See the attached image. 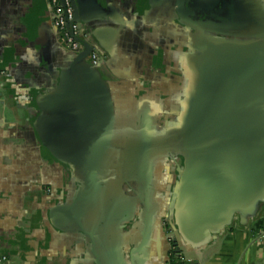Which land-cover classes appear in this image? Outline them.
Masks as SVG:
<instances>
[{
	"label": "crops",
	"instance_id": "crops-1",
	"mask_svg": "<svg viewBox=\"0 0 264 264\" xmlns=\"http://www.w3.org/2000/svg\"><path fill=\"white\" fill-rule=\"evenodd\" d=\"M72 1L102 56L97 74L104 84V103L90 89V104H85L79 87L84 80L72 70L80 64L58 48L43 0H0V259H9L0 264H169L163 220L169 223L174 247L190 264H264V198L248 199L221 220L204 202L197 206L192 195L183 209L185 221L181 219L172 198L183 171L182 154L180 164L169 159L155 178L148 167L147 185L139 170L132 169L131 176L104 174L98 162L94 185L85 201H79L88 175L83 163L89 156L52 154L45 145L53 141L54 128L65 136L66 130L107 125L138 130L148 121L156 137L145 142L170 144L186 108L171 115L173 96L160 92L158 84L182 74L189 89L201 73L193 64L207 52L205 38L232 37L182 19L178 0ZM235 1L243 24L234 34L247 41L243 31L254 35L260 28L251 18L264 24V0ZM190 96L184 92L180 100ZM98 108L110 116L95 120ZM65 139L71 145L107 146L142 145L145 137L127 131L112 136L110 131L106 141L80 133ZM234 178L227 175L226 182ZM129 181L133 184L127 185ZM71 205L76 215L64 222ZM46 233L57 239L58 247L48 244L38 250L37 242H50ZM58 233L64 235L57 238Z\"/></svg>",
	"mask_w": 264,
	"mask_h": 264
},
{
	"label": "water",
	"instance_id": "water-1",
	"mask_svg": "<svg viewBox=\"0 0 264 264\" xmlns=\"http://www.w3.org/2000/svg\"><path fill=\"white\" fill-rule=\"evenodd\" d=\"M60 1L63 5L64 0ZM69 2L73 9V18L69 24L77 25L89 34L88 38H91L85 23L75 14L73 1L69 0ZM178 2V11L182 19L195 25L214 27L221 32V36L232 39L221 38L215 41L211 35L207 36L205 38L208 42L207 52L198 56L193 64V68L201 72L199 78L194 81L193 89L196 90L189 97L179 129L172 132L174 142L179 147L178 154L185 157L181 178L175 185L172 200L175 201L176 208L184 221L183 209L191 204L192 195L195 196L197 206L200 201L204 202L211 211L219 212V219L223 220L231 215L233 209L241 208L247 203L248 199L264 198V24L252 17L251 21L260 25V28L258 27L259 31L254 35L245 34L246 30L243 31V34L249 38L245 41L240 39L243 37L241 34H234L243 24L235 0L218 2L217 0H178ZM219 2H222L221 6L218 5ZM55 42L62 51L57 40ZM81 45L83 51L70 56L80 64L72 70L84 80L80 82L79 87L87 101L85 104H90L86 93L90 89L98 91L100 96L97 99L104 103V84L97 74L101 61L99 60L97 66H92L87 60L92 46L88 42H81ZM108 114H101V109L98 108L94 111L93 117L96 120L103 115L104 119L110 116ZM148 117L150 116L146 118ZM147 123L148 121L145 122L143 129L138 130H111L108 125L100 129L88 127L80 131L70 129L64 132L65 136L57 135V130L55 131L54 128L53 141L47 142L45 146L52 154L60 157L61 152L70 151L77 156L83 153L84 156H89L83 163L84 169L88 171L86 188L79 198V201L83 202L94 185L93 171L96 170L98 157L106 146L104 142L101 145L93 142L71 145L66 142L67 135L74 137L80 133L82 138L95 135L106 141L110 131L112 136L122 135L127 131L139 132L147 140L156 137L153 130L147 128ZM148 153L145 150V157ZM147 169L145 166L144 169L143 166L139 167V171L145 170L144 173L148 172ZM227 175L235 176L228 181L230 184L226 182ZM140 178L144 184H149L150 176L146 174L144 176L142 173ZM232 180L234 183L231 182ZM74 206L71 205L65 210L64 222L76 215L73 211ZM77 220L81 232L86 233L79 218ZM173 244L177 246L175 239ZM176 252L181 254L178 248ZM184 261L191 263L186 259ZM97 264H99L98 260Z\"/></svg>",
	"mask_w": 264,
	"mask_h": 264
},
{
	"label": "flooded vegetation",
	"instance_id": "flooded-vegetation-1",
	"mask_svg": "<svg viewBox=\"0 0 264 264\" xmlns=\"http://www.w3.org/2000/svg\"><path fill=\"white\" fill-rule=\"evenodd\" d=\"M43 1L45 4V7L49 13L50 19H51V27H52L53 32H54L55 40H57L58 44L60 45V43L58 41V30L55 28L54 21H53V19H54L53 8L48 6L46 0H43ZM88 36H89V34H88ZM88 43L92 46V49H93V47L95 49H97L94 46L93 42L90 41V38H88ZM62 51H63V53L68 54V55H75L69 51L64 50L63 48H62ZM101 58H102V56L99 53V60L100 61H101ZM180 76L176 75L175 77L171 78L172 81H169L168 83H166L167 81H163L161 84H158V86H157V89L160 92H165V93L170 92V96H173L174 104L171 106L173 109V111L171 112V115L172 114L178 115L179 109L182 106H185V108L187 107L188 102H189V98H188V101L186 99H184L183 101L180 100L183 93L184 92H187V93L191 92V94H192V92L193 91L195 92V90H196V89H193V86L195 85L194 81L191 82L189 89H185L184 85H186L188 82H185L186 80L182 79L184 77V75L180 74ZM169 84H171L170 87H168ZM173 84H174V87L176 89H171V87H173ZM174 94H175V96H174ZM164 99L171 100L168 97L167 98L164 97ZM164 99H162V100L164 101ZM163 101L161 103L162 108H163V106H165L163 104ZM164 115L165 114H162V116H164ZM159 124H164V123L162 121H160ZM175 129L176 130L179 129V125L177 128L175 127L173 131H175ZM159 132L162 133L163 130H159ZM145 140L144 139L142 140L143 141L142 145L141 144L140 145H136V144L132 145V144H125V143H122V144L115 143L112 145L111 144L107 145L104 148L103 153H101L103 155L98 157L99 158L98 162H101V165L104 167V170H103V172H105L104 174H111V172L113 175H120L122 173H128L129 176H131L132 169H133V171L135 169L138 171L139 167L143 166V169H144V166H145V167H147V168L149 167L151 169V173H152L153 177L155 178V177L159 176L160 173H162L163 169H161V168L163 167L165 162L169 161V159H172V160L176 159V161H178L177 164H180L179 160H181L180 158L182 156H178L179 147L176 144V142H174V139L170 144H168L166 142L162 143L161 141L160 142L156 141V143L154 145L153 144L148 145V143L146 144ZM153 148H154V150H153L154 153L151 156H149L148 150H149V152H151ZM145 150H147V153H148L146 155V157L144 154ZM71 152L72 151H70V153ZM121 157H123L125 160L121 159ZM122 160H124V161L122 162ZM145 161H146V163H145ZM170 170H171L170 171L171 173L174 172V169H170ZM144 171L145 170H143V171L140 170L138 175H140L142 173L144 175L145 174ZM132 184H133V182H131V181L127 182V185H132ZM153 185L156 186L155 182H153ZM60 227L63 228L65 226H60ZM162 227H163V230L165 231V234L168 235V242L170 244L169 264H186V262L184 261V258L181 256V254L176 252L177 248L174 247L173 240L170 237V227H169V223L166 220L162 221ZM57 229H58V227H57ZM58 234L59 235H57V238L60 235H64V234H60V233H58ZM46 235H47V233H46ZM47 236L50 238L49 239L50 242L49 243L48 242L43 243V239H42V241L37 242L38 243V250H41V251L45 250L44 247L48 244L53 245V247L57 246L56 245L57 239H55L53 236H49V235H47ZM42 246H44V247H42ZM45 248H47V247H45ZM27 249H28V247H27ZM33 249H35V248H33ZM177 256H180V257H178L179 258L178 260L176 259ZM8 261H9V259L7 257L0 259L1 263L2 262H8Z\"/></svg>",
	"mask_w": 264,
	"mask_h": 264
},
{
	"label": "built area",
	"instance_id": "built-area-1",
	"mask_svg": "<svg viewBox=\"0 0 264 264\" xmlns=\"http://www.w3.org/2000/svg\"><path fill=\"white\" fill-rule=\"evenodd\" d=\"M46 2L53 8V21L58 30V41L61 48L75 55L80 54L83 51L81 42H88V35L77 25L69 24L73 18V9L69 0H64L63 5L60 0H46ZM87 60L92 66H97L99 62L98 50L93 47ZM178 257L180 256H177V260Z\"/></svg>",
	"mask_w": 264,
	"mask_h": 264
},
{
	"label": "bare ground",
	"instance_id": "bare-ground-1",
	"mask_svg": "<svg viewBox=\"0 0 264 264\" xmlns=\"http://www.w3.org/2000/svg\"><path fill=\"white\" fill-rule=\"evenodd\" d=\"M105 205V204H104Z\"/></svg>",
	"mask_w": 264,
	"mask_h": 264
}]
</instances>
